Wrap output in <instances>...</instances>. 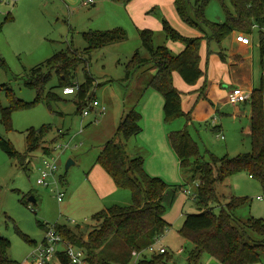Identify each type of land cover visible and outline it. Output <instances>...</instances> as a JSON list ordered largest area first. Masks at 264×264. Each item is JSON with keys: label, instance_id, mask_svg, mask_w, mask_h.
Segmentation results:
<instances>
[{"label": "rangeland", "instance_id": "1", "mask_svg": "<svg viewBox=\"0 0 264 264\" xmlns=\"http://www.w3.org/2000/svg\"><path fill=\"white\" fill-rule=\"evenodd\" d=\"M131 1L121 5L109 0H91V4L83 6L86 0H0V138L9 142L17 154L24 156L20 164L0 151V237L9 242L7 257L17 264L29 260L34 250L32 244L38 246L41 243L45 229H52L55 224L70 230L76 229L82 233V240H85L87 233L96 225L91 220L94 214L112 206L131 205L128 190L116 188L115 192L105 193L102 181H96L95 175L97 171H103L96 164L101 147L113 138L123 113L131 109L139 112L142 94L148 90L147 85L143 89L147 68L126 79L125 65L136 51L141 58H148L140 44V31H151V44L154 48H167L171 42L164 35L162 21L183 36L171 23L170 13L184 29L199 33L180 21L173 0L169 7L164 4V0H159L161 5L149 6L140 14V19L151 28L138 27L126 12ZM194 1L187 0L190 17ZM133 6L132 4L131 7ZM224 7L232 11L228 2H224ZM224 7L209 0L203 16L208 22L222 24L225 21ZM134 8L132 14L138 13L139 9ZM116 29L124 33L121 42L95 50L88 58L82 55V50L87 47L83 34ZM199 34L203 37V33ZM251 37L253 42L257 41L256 31H253ZM70 48L75 51L76 59L82 61V64L71 74L69 80L79 86L85 81V73L88 74L92 84L85 93L84 102L87 103L89 99L98 102L104 107L103 116H96L97 109L89 111L86 117L76 112V104L80 102L76 91L73 95L63 96L58 87V79L52 72L43 88L41 102L14 110L10 115V125L6 126L1 120V111L8 106L10 99L22 103H31L35 99V90L26 86L30 78L29 71L54 54ZM49 92L55 94L58 100L46 102L45 95ZM133 104L137 106L132 107ZM244 107L249 110L248 104ZM177 120L172 124L175 125ZM43 126L50 127L43 137V143L37 150L27 153V131ZM196 131L197 134L191 133V139L205 161L225 156L234 158L251 152L250 137L247 135L231 130L228 137L229 148L226 149V134L222 133L225 139L223 141L218 138L217 131H211L208 127H197ZM136 141L137 138H131L122 143L128 158H141L140 155H135ZM44 147L49 148V154L56 159L58 190L64 194L60 202L56 200L57 189L53 184L42 187L35 183L42 166L41 160L46 156L42 152ZM67 161H71L72 165L65 170ZM143 170L147 176L159 178L167 186L162 204L165 209L163 220L169 227L154 245V252L163 249L166 255L154 264H218L204 252L197 260L190 261L192 245L178 234L184 215L198 213L194 200L191 199L196 194L198 176L180 170L178 162L176 170L168 177L149 175L144 163ZM215 189L220 206H224L229 197L246 200L232 214L238 224L245 223L250 218L264 221V191L257 181L244 172L227 178ZM182 190L189 193L183 194ZM25 196L32 197L35 203L24 206L21 200ZM213 212L216 213L217 208ZM246 236L251 244L264 241V236L248 230ZM59 250L60 247L57 248ZM155 255L157 253L143 251L140 258L131 260L129 264H139L142 257L149 261ZM255 264H264V254L259 255V262Z\"/></svg>", "mask_w": 264, "mask_h": 264}, {"label": "trees", "instance_id": "2", "mask_svg": "<svg viewBox=\"0 0 264 264\" xmlns=\"http://www.w3.org/2000/svg\"><path fill=\"white\" fill-rule=\"evenodd\" d=\"M115 4L126 5L131 0H109ZM209 0H195L192 17L188 15L187 0H173L174 9L180 21L186 26L203 33V37L186 38L162 21V30L167 40L183 46L182 52L173 55L167 48H154L151 44L152 33L149 30L139 32L141 47L147 52L148 58H141L136 51L125 65V77L128 79L139 70H154V75L147 82V88L159 94L163 100L162 122L165 125L177 119H184L185 126L191 123L189 112L181 108V93L172 84V73H177L181 81L194 85L202 76L199 69V49L201 41L220 43L232 33L251 36L257 33V50L259 65H264V0H214L224 7L228 2L232 11L224 7L225 21L222 24L208 22L203 11ZM87 47L82 50L85 58L95 50L121 42L124 33L119 30L106 32H88L83 34ZM71 48L65 52L54 54L45 62L33 67L26 86L34 89L36 96L31 103H22L10 99L8 106L2 109L1 120L10 125V115L16 109H25L41 102L43 88L48 83L51 73L58 79V87L74 88L80 102L76 104V112L80 115L92 101L84 102L86 91L91 87L92 80L85 73V81L81 85L72 84L69 80L72 73L82 64L76 59ZM222 60L223 56L218 53ZM53 93L45 95V101H57ZM249 131L251 152L234 158H211L205 161L199 154L197 145L191 139L186 127L182 130L169 132L166 135L168 147L173 152L178 168L187 173L197 175L199 179L194 198L196 214L184 215L182 226L178 230L180 237L192 245L189 260H197L201 253H207L218 264H255L259 255L264 254V241L249 243L246 230L258 236H264V221L248 219L238 224L233 219V212L245 204V199L229 197L224 206L219 205L216 186L227 178L244 172L249 178L259 183L264 191V89L259 86L249 94ZM141 116L134 109L127 111L121 118L112 139L107 141L96 158V164L111 179L119 190H128L131 196L129 207L112 206L101 210L91 217L96 224L87 233L86 239L77 232L64 226L54 225L53 229L68 245L81 249L85 254L86 264H129L132 254H140L154 246L157 240L167 231L169 225L163 220L164 207L162 199L167 186L159 178L149 177L143 170L140 157L128 158L122 143L141 133L139 123ZM49 126L27 131L26 152L31 153L40 148L43 137ZM49 148L42 149L43 154ZM0 151L7 157L16 159L20 164L24 156L17 154L9 142L0 138ZM59 179L61 177L59 176ZM28 196V195H27ZM27 196L21 202L24 206L31 204ZM35 203V201H34ZM32 203V204H34ZM217 208V212L213 210ZM234 224V225H233ZM39 225V224H38ZM45 229V228H44ZM46 231V229L44 230ZM36 246L34 243L32 244ZM9 242L0 237V264H17L7 257ZM166 255L157 254L149 261L139 264H154ZM58 264H67L62 254H56ZM56 264V263H54Z\"/></svg>", "mask_w": 264, "mask_h": 264}, {"label": "crops", "instance_id": "3", "mask_svg": "<svg viewBox=\"0 0 264 264\" xmlns=\"http://www.w3.org/2000/svg\"><path fill=\"white\" fill-rule=\"evenodd\" d=\"M132 1L131 5L133 4V7L138 8L139 12L132 14L133 7L129 5L126 12L131 20L134 19L138 27L151 28L148 23L140 19V14L144 13L153 4L161 5L159 0ZM164 1V4L169 7L171 0ZM146 2H148L147 5H144ZM170 14L171 23L183 36L187 38L201 37L195 31L184 29L179 20L172 13ZM234 36L235 33H232L220 43L201 41L199 69L202 72V76L194 85L188 86L184 84L177 73H172L173 87L182 95V111L189 112L191 123L187 126H185L184 119H178L175 125L174 123L163 124V100L161 96L149 89L143 92V100L138 110L141 116V133L135 137L137 138L135 155L138 154L143 158L144 168L149 175L163 178L168 177L171 172L176 170L177 160L168 147L166 135L169 132L181 130L182 126L187 128L190 137L193 132L197 134V127H208L211 131H217L219 133L218 138L223 141L225 140L223 134H226V149L229 148L228 137L230 132H232L231 130L250 136V114L249 110L244 107L248 102L231 105L227 101V96L232 90H239L249 96L253 89L259 86L264 89V65L262 67L259 65L257 41L253 42L252 37L249 36V45L243 46L235 42ZM167 49L177 55L182 52L183 46L179 43L169 42ZM218 53L223 56L222 60L219 58ZM154 72L152 69L146 71L147 79L144 82L143 89L154 75ZM131 106L136 107L137 104ZM125 113H123L121 118ZM213 119L214 122L212 123ZM178 121H181V123ZM101 172L97 171L95 173L96 181H102L103 186H100L103 187L105 193L115 192L116 187L111 179L105 172H103L104 175ZM137 257L140 258V254L134 253L131 260Z\"/></svg>", "mask_w": 264, "mask_h": 264}, {"label": "built area", "instance_id": "4", "mask_svg": "<svg viewBox=\"0 0 264 264\" xmlns=\"http://www.w3.org/2000/svg\"><path fill=\"white\" fill-rule=\"evenodd\" d=\"M87 2H83V6L87 4H91V0H86ZM235 42L247 46L250 43L249 36H245L243 34H235L234 36ZM76 91V87L74 88H64L61 90V94L63 96L73 95ZM247 95L241 93L239 90H232L228 96L227 101L231 105L244 103L248 101ZM96 110V116L100 117L104 114V107L100 106L98 102L92 100L88 106L82 111V117H86L88 112ZM214 122V119L212 123ZM222 139V137H221ZM41 165L39 168V175L37 176L35 183L38 186L48 187L50 185H54L56 191V200L60 202L64 196L63 192L58 190V179L56 178L57 166L55 157L51 156L49 153L41 160ZM183 194H188L189 192L186 190H182ZM195 195L191 197L194 200ZM60 247V250L57 251V248ZM150 253L164 254L166 253L163 249H158L154 252V246H150L147 249ZM62 254L64 258L67 259V264H86L85 263V254L84 251L78 248H75L71 245L66 244L61 237L52 229H46L44 233V238L41 243L34 247V250L29 256V260L25 261L22 264H58L56 259V254Z\"/></svg>", "mask_w": 264, "mask_h": 264}, {"label": "water", "instance_id": "5", "mask_svg": "<svg viewBox=\"0 0 264 264\" xmlns=\"http://www.w3.org/2000/svg\"><path fill=\"white\" fill-rule=\"evenodd\" d=\"M71 165H72L71 161H67V163L65 164V170H67L68 167ZM28 201H30L31 203H34V199L32 197H29Z\"/></svg>", "mask_w": 264, "mask_h": 264}]
</instances>
